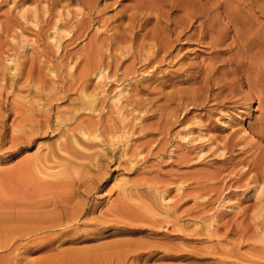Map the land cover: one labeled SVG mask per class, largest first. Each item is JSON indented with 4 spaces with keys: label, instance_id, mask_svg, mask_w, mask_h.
I'll use <instances>...</instances> for the list:
<instances>
[{
    "label": "rangeland",
    "instance_id": "obj_1",
    "mask_svg": "<svg viewBox=\"0 0 264 264\" xmlns=\"http://www.w3.org/2000/svg\"><path fill=\"white\" fill-rule=\"evenodd\" d=\"M137 1L0 0V211L62 219L47 231L3 224L1 238L15 231L0 264H264V77L232 95L204 83L235 52L229 30L219 53L207 34L181 38L145 65L165 17L182 11ZM193 1L209 10L196 24L221 30L229 11L256 33L249 55L263 52L264 0ZM93 63L107 67L100 83Z\"/></svg>",
    "mask_w": 264,
    "mask_h": 264
},
{
    "label": "bare ground",
    "instance_id": "obj_2",
    "mask_svg": "<svg viewBox=\"0 0 264 264\" xmlns=\"http://www.w3.org/2000/svg\"><path fill=\"white\" fill-rule=\"evenodd\" d=\"M148 3H149V0H138L137 1V7H139V8H145L146 9V6L148 5ZM195 5H196V2L193 1V0H180L178 4L174 5V7H176V10L178 9V10L182 11V14L180 16H178V18H173V19H170L168 16L165 17V26L162 28L161 33H157V34H154L152 36L154 38V41L155 42H154L153 45L150 46V48H148V49H150V51H148V55L143 60V63L145 65H148V64H151L153 62V60L157 59L158 57L163 58L165 55H167L169 53V50L172 49L173 43L178 42L181 38H185L187 40V39H191V38L197 36V41H198L201 38H204L206 34L210 36V41L208 42V44H209V47L212 49V52L213 53H219V52L223 51V50H219V47H218L220 45V43L222 42L221 41L222 35H223V33L225 31L229 30V31H232V38L233 39H232V41H231L230 44L228 43L227 50L226 51H231V50L234 49L235 52H233L227 59H223L222 60V62H223V65L222 66L221 65H218V66H216V65H210L209 67H207L206 69H204L202 71L203 74H204V77H203L204 83L206 85H209V84L215 85V86H217L218 90H221V91L228 89L229 90V95H232L233 93H235L238 90H242V86L243 85H246L249 88H251V87H259V85H260V83L262 81V77H264V75H263V72H264V55L262 54V53H264V50H263V52H262V50H258L257 52H254V54L249 55V53L252 52V49H253V47L256 44V43H253L254 38L256 37L255 36L256 33L255 34H251L249 29L247 31L244 30L243 27L239 25V19H238V17L236 15L230 13L229 11H224V13H223L224 19H227L228 21H226L225 24H223L225 27L223 29H221V30L215 31L214 24L213 23H211V24L209 23V25H206L205 20L200 21L198 24H196L198 22L199 18H201V19H205L206 18L207 14L209 13V10H207V12L200 11L199 8L195 9V7H194ZM151 7H152V5H151ZM155 7H157V5ZM137 11H136V13H137ZM157 12H158V10H157ZM154 14H155V12H154ZM199 14H201V15H199ZM211 15H212V13H211ZM214 16L217 18V15L216 14ZM154 17H155V15H154ZM131 20H134L135 21V24H138V27H141L144 23H146V22L149 21V18H148V14H145V15H142V16H140V15L139 16H136V15H134V16L131 17ZM156 23L157 24L160 23V20L158 22H156ZM54 24H55L54 26H56V28L58 29L57 24L56 23H54ZM127 24H129V23H127ZM255 30H256V28H255ZM227 35H229V34H227ZM52 42H53V44L56 47L59 46V43H58V41L55 38L52 39ZM223 43H226V42H223ZM147 46H145V47H147ZM140 50L142 52V47H141ZM6 67H3V69H2L3 70V74H1V76H0V87L1 88H3L7 84V74H6V71L4 70V69H6ZM8 68H10V67H8ZM219 68H222V70H219ZM9 70L10 69H8V72H9ZM12 71H13V69H12ZM88 72H91L94 75V77L97 79V82L98 83H100V81L103 78H106L107 77V67H104L102 63H99V64L98 63H96V64L93 63V65L89 68V71ZM10 75H11V72H10ZM38 93H36V94H38ZM90 101H92V99L89 100V102ZM90 104L91 105H89V107L91 106V108H94L93 103L90 102ZM0 125L3 126V123L0 122ZM25 127H26V125H25ZM68 131H70V130H68ZM94 131H95V129H94ZM81 132H83V130H81ZM85 132L87 133V131H85ZM85 132H83V133H85ZM62 134H63V132H62ZM80 134H82V133H80ZM83 136L84 135L82 134L81 135L82 139H83ZM74 137H75V135H74ZM90 137L91 136L89 135V138ZM100 137L101 136H98V134H96L94 132L93 138L99 139ZM93 138H91V139L93 140ZM113 139H114V136L110 140H113ZM91 142L93 143V141H91ZM102 142H104V141H102ZM85 143H87V142L85 141ZM70 144H72L73 146H75V148L77 149L76 146H78V144H77V141L74 138H72L70 140ZM80 145L84 146V144H80ZM92 145H93V147L90 146L89 150L92 149V148H94L95 146H103V143L98 142L96 144V141H95V143L92 144ZM86 146H87V144H86ZM79 147H81V146H79ZM59 149H62V147L61 148L59 147ZM84 149H86V148H84ZM94 149H92V150H94ZM83 152H85V151H83ZM82 159H84V158H82ZM77 161H79V160H77ZM71 163H73V162H71ZM75 163H77V162L75 161ZM66 165H67V163H66ZM89 165H90V163H89ZM71 166H72V164H71ZM98 167H99V164H98ZM70 168H73V167H70ZM88 169H90V168H88ZM40 172L42 174H44V175H46V174H49L50 175L51 174L50 172H47L45 169H44V171L40 170ZM46 177H48V176H46ZM32 179H30V180H32ZM81 184H82V182H81ZM157 196L159 198V202H160V205H161V210L167 211V204H166V202L168 203V201L166 200V197L165 196H162V194H157ZM66 199H67V197H66ZM5 205H7V204H5ZM162 208H164L165 210L162 209ZM8 214L9 213L0 211V233L3 232L2 231V229H3L2 228V225L5 224V223L6 224L7 223L10 224L11 222H14V223H19V222L22 223L23 222V223H25L27 221L28 222L29 221H33V222H37L38 221L39 226H37V224L35 223V226L36 227L34 228V231H47V230L53 229L52 227H54L55 225L62 224V219L60 217H56V215L58 216L60 214L58 212L56 213L55 210H50L48 212H43V213L39 212V213H35L34 215H29V214L22 215V214H20V215H17V217L11 219V220L7 218V217L10 216ZM11 217L12 216H10V218ZM7 225H6V228H5L6 233H4V235L7 234V236H5V238H4V236H2V238L0 237V249H3V247H7V246L9 247V245L11 244V242L14 240L13 232L15 231V228H13V229H12V227L7 228ZM4 226L5 225H3V227ZM15 226H17V225H15ZM7 232H9V234ZM15 234H18V233H15ZM20 235H21V233H20ZM16 247H15V249H16Z\"/></svg>",
    "mask_w": 264,
    "mask_h": 264
}]
</instances>
